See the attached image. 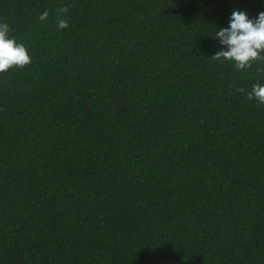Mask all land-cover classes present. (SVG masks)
<instances>
[{
  "label": "trees",
  "instance_id": "1",
  "mask_svg": "<svg viewBox=\"0 0 264 264\" xmlns=\"http://www.w3.org/2000/svg\"><path fill=\"white\" fill-rule=\"evenodd\" d=\"M234 10L264 0H0L32 61L0 74V264H264V62L212 58Z\"/></svg>",
  "mask_w": 264,
  "mask_h": 264
},
{
  "label": "clouds",
  "instance_id": "2",
  "mask_svg": "<svg viewBox=\"0 0 264 264\" xmlns=\"http://www.w3.org/2000/svg\"><path fill=\"white\" fill-rule=\"evenodd\" d=\"M67 13L68 8L60 9ZM47 11L40 15V20H47ZM58 30L69 28L66 20H59ZM10 27L6 22H0V74L12 68H25L31 64V57L23 44L9 38ZM215 38L226 46L227 50L217 51L212 58L221 62H231L238 70L250 68L256 61L264 62V12L255 19H250L243 11L234 10L227 28H221L214 33ZM264 71V69H260ZM244 92V89H239ZM249 100L255 99L264 105V84L255 83L247 93Z\"/></svg>",
  "mask_w": 264,
  "mask_h": 264
}]
</instances>
